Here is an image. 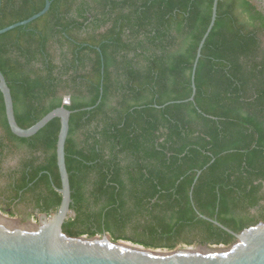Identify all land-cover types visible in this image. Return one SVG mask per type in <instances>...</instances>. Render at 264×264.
I'll use <instances>...</instances> for the list:
<instances>
[{
    "label": "trees",
    "instance_id": "obj_1",
    "mask_svg": "<svg viewBox=\"0 0 264 264\" xmlns=\"http://www.w3.org/2000/svg\"><path fill=\"white\" fill-rule=\"evenodd\" d=\"M50 1L0 36V72L20 128L72 113L65 234L229 249L236 240L198 214L233 233L264 223V2L218 1L186 102L213 0ZM43 7L0 0V30ZM59 130L55 119L15 137L0 93L2 213L24 222L57 211Z\"/></svg>",
    "mask_w": 264,
    "mask_h": 264
},
{
    "label": "water",
    "instance_id": "obj_2",
    "mask_svg": "<svg viewBox=\"0 0 264 264\" xmlns=\"http://www.w3.org/2000/svg\"><path fill=\"white\" fill-rule=\"evenodd\" d=\"M218 1L213 0L210 23L196 51L191 73L192 94L186 102L194 101L195 72L202 48L216 21ZM51 3L50 0H44L42 11L25 21L0 30V36L41 18L49 11ZM0 93L9 130L17 138H32L51 121L59 120L56 163L61 184V189L57 190L61 196L57 211L50 216H39L38 226L34 228L20 226L13 219L0 214V264H264V223L233 233L218 222L198 214L199 218L217 226L236 240L233 246L222 251L148 249L129 242H113L107 233L93 238L87 236L74 238L66 235L64 224L73 217L70 210L69 176L65 164V143L72 113L60 107L48 113L29 129H22L15 121L11 92L1 72ZM99 102L100 99L97 105ZM92 109L93 107L86 108L83 111ZM200 174L201 172L197 173L195 182Z\"/></svg>",
    "mask_w": 264,
    "mask_h": 264
},
{
    "label": "rangeland",
    "instance_id": "obj_3",
    "mask_svg": "<svg viewBox=\"0 0 264 264\" xmlns=\"http://www.w3.org/2000/svg\"><path fill=\"white\" fill-rule=\"evenodd\" d=\"M0 214L9 219H13V221H15L20 226H28L29 228H34L35 226H38L39 218L37 220L34 218H28L24 222H22L19 218L9 217L8 215L2 213L1 211ZM179 249L222 251V250H227L228 248L225 244H211L207 247H199L196 244H192V245H178L175 250H179Z\"/></svg>",
    "mask_w": 264,
    "mask_h": 264
},
{
    "label": "built area",
    "instance_id": "obj_4",
    "mask_svg": "<svg viewBox=\"0 0 264 264\" xmlns=\"http://www.w3.org/2000/svg\"><path fill=\"white\" fill-rule=\"evenodd\" d=\"M63 104L68 105V99H65Z\"/></svg>",
    "mask_w": 264,
    "mask_h": 264
}]
</instances>
